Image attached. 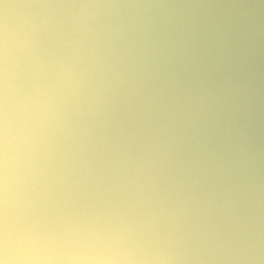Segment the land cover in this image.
I'll list each match as a JSON object with an SVG mask.
<instances>
[{
  "label": "clouds",
  "instance_id": "obj_1",
  "mask_svg": "<svg viewBox=\"0 0 264 264\" xmlns=\"http://www.w3.org/2000/svg\"><path fill=\"white\" fill-rule=\"evenodd\" d=\"M0 264H264V0H0Z\"/></svg>",
  "mask_w": 264,
  "mask_h": 264
}]
</instances>
